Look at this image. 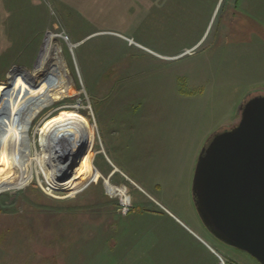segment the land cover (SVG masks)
Returning <instances> with one entry per match:
<instances>
[{"label": "rangeland", "instance_id": "374dc122", "mask_svg": "<svg viewBox=\"0 0 264 264\" xmlns=\"http://www.w3.org/2000/svg\"><path fill=\"white\" fill-rule=\"evenodd\" d=\"M238 11L234 0H0V86L11 88L10 75L21 72L36 77L32 88L56 80L50 61L37 69L53 33L75 90L0 141L14 139L21 151L26 137L34 157L45 120L75 113L94 126L71 189L51 191L34 171L27 186L0 193V264L189 261L195 251L172 215L204 228L192 193L200 154L240 122L244 102L264 96V14ZM105 180L126 194L108 195ZM219 244L226 264H259Z\"/></svg>", "mask_w": 264, "mask_h": 264}, {"label": "water", "instance_id": "95a60500", "mask_svg": "<svg viewBox=\"0 0 264 264\" xmlns=\"http://www.w3.org/2000/svg\"><path fill=\"white\" fill-rule=\"evenodd\" d=\"M239 110L240 122L202 150L193 200L214 238L264 264V96Z\"/></svg>", "mask_w": 264, "mask_h": 264}, {"label": "bare ground", "instance_id": "6f19581e", "mask_svg": "<svg viewBox=\"0 0 264 264\" xmlns=\"http://www.w3.org/2000/svg\"><path fill=\"white\" fill-rule=\"evenodd\" d=\"M58 37L60 36L53 33L48 35L37 63V69L42 73L45 70V64L50 61L57 71L56 80L48 77V81H44V84L40 83L32 88L36 77L32 78L29 73H26L24 77L25 72L10 75L15 92L9 106L4 111H0V135L29 118L33 110L41 104H50L52 101L59 100L64 94L75 92L72 87L65 85L63 66L60 65V59L57 58L54 47V41ZM19 84L22 85L19 87ZM12 87L9 88L5 84L0 86V105L12 92ZM93 127L88 125L84 117L75 113L65 114L48 122L45 120L43 128L40 129V151L36 152L34 157H30L29 142L24 134L20 137H25V145L21 151H15L12 148L14 139L0 141V160L5 158L0 162L7 161L0 165V193L27 186L33 179L34 171L36 176H43L44 181L49 185V190L71 189L87 162L89 147L93 140ZM7 156L20 160L17 165H14L6 158ZM17 170L20 173L16 175ZM89 170H95V166L91 165ZM104 186L110 196L123 197L127 192L126 188H117L108 180H105ZM122 206L124 210L129 207V205Z\"/></svg>", "mask_w": 264, "mask_h": 264}, {"label": "crops", "instance_id": "0c3cea01", "mask_svg": "<svg viewBox=\"0 0 264 264\" xmlns=\"http://www.w3.org/2000/svg\"><path fill=\"white\" fill-rule=\"evenodd\" d=\"M236 4L239 5V11L246 13L249 11L250 15L264 14L262 9L259 10L261 5H264V0H234ZM229 14V13H228ZM239 14V13H238ZM237 16V12H235ZM229 14V23L232 20H235L237 17H233ZM233 23V22H232ZM169 215H172L169 213ZM176 221L180 223L182 231L190 239L191 246L189 252H194L190 256L189 261L186 259L182 264H220V258L223 259V255L220 252H223L222 246L216 238H214L210 232L204 227L201 228L200 224H197L194 228L189 227L183 221L172 215ZM203 227V226H202ZM196 249V250H195ZM221 250V251H220ZM224 260V259H223Z\"/></svg>", "mask_w": 264, "mask_h": 264}, {"label": "built area", "instance_id": "2783aa9c", "mask_svg": "<svg viewBox=\"0 0 264 264\" xmlns=\"http://www.w3.org/2000/svg\"><path fill=\"white\" fill-rule=\"evenodd\" d=\"M124 209H125V208H124ZM125 211L128 212V209H126ZM125 211H124V212H125ZM220 264H226V262H225L223 259L220 258Z\"/></svg>", "mask_w": 264, "mask_h": 264}]
</instances>
